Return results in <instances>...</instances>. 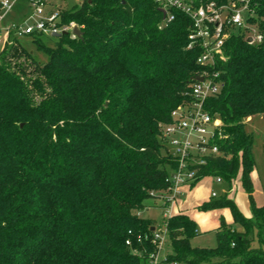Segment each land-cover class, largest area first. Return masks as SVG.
<instances>
[{
	"label": "trees",
	"instance_id": "16d2710c",
	"mask_svg": "<svg viewBox=\"0 0 264 264\" xmlns=\"http://www.w3.org/2000/svg\"><path fill=\"white\" fill-rule=\"evenodd\" d=\"M211 1L224 0H196ZM250 9L261 40L238 30L225 41L213 68L223 86L206 101L223 137L195 181L213 175L230 186L241 171L250 216L227 193L202 203V211L229 207L243 228L221 219L213 247L191 244L187 214L165 218L164 263L264 264V205L253 197L244 122L264 113V0ZM171 13L166 22L154 0H82L61 11L81 38L32 39L46 62L19 40L0 50V264H151L153 224L138 212L176 167L161 127L209 69L197 62L200 45L187 47L191 19Z\"/></svg>",
	"mask_w": 264,
	"mask_h": 264
},
{
	"label": "built area",
	"instance_id": "2783aa9c",
	"mask_svg": "<svg viewBox=\"0 0 264 264\" xmlns=\"http://www.w3.org/2000/svg\"><path fill=\"white\" fill-rule=\"evenodd\" d=\"M22 0H0V45L2 50L13 40L22 37L56 38L55 34H68L71 38L77 36L73 29L81 26L75 21L62 23L63 9L47 11L45 0H23L27 2V12L18 22H10L2 26L4 16L11 11L15 3ZM160 9L165 11L164 20L173 19L171 10H179L192 21V30L189 34L188 48L198 43L202 48L197 58L199 64L208 66L197 77L189 92L190 99L178 105L171 113V121L161 127V136L168 153L176 160V167L166 177L167 186L164 200L173 202L180 193L183 185H191L198 178L200 166L206 163L208 156L218 154V141L223 137L221 120L213 116L206 108V101L220 92L223 81L214 65L224 59L223 46L225 41L237 28L245 34V38H252L250 43H257L261 35L255 26L249 22L252 15L250 0H224L223 2L197 3L196 0H154ZM216 181L222 179L216 176ZM215 193H213V196ZM163 229L153 230L152 240L157 248L161 247L167 237L165 223ZM128 243V241H127ZM159 250V249H158ZM158 250L150 255L151 264H159Z\"/></svg>",
	"mask_w": 264,
	"mask_h": 264
},
{
	"label": "rangeland",
	"instance_id": "374dc122",
	"mask_svg": "<svg viewBox=\"0 0 264 264\" xmlns=\"http://www.w3.org/2000/svg\"><path fill=\"white\" fill-rule=\"evenodd\" d=\"M82 0H45L47 11L59 10L69 8L72 5H79ZM27 2L18 1L15 3L9 13L4 16L1 21V25H8L10 22H18L22 19L23 15L27 12ZM234 33L238 31L237 28L231 29ZM19 41L33 53L34 59L44 63L47 60V54L36 49V45L31 41L29 37H22ZM42 41L52 46L56 41V38L44 37ZM14 40L10 43L12 45ZM1 49V45H0ZM22 60V59H20ZM245 128L248 132L253 134V146L252 153L254 157L255 167L251 172L250 177L253 184V197L257 206L264 205V113L260 115H254L244 120ZM222 124V121H221ZM162 140V137H160ZM163 141V140H162ZM164 143V142H163ZM240 172H238L235 179L231 181L229 186L228 182L221 181L217 182L216 177L213 175H206L200 180L191 185H183L181 187V193L177 196L178 207H182L184 211H187V215L193 219L196 223V235L191 239L192 245L213 247L216 245L215 228L219 221L223 219L227 224L232 225L238 231L242 230V226L234 222L231 210L229 207H219L207 211H202L199 206L208 202L211 199H220L225 193L227 197L232 199L239 210L243 213L250 209L247 195L241 185ZM229 188V189H228ZM213 193L215 195L213 196ZM158 196L164 198L165 192L159 191ZM147 204H151L148 210H142L138 212L144 218L150 219L153 226L158 228V221L164 218L165 209L162 206L161 201L157 197L147 199ZM210 212L211 218L203 222V213ZM216 225V226H214ZM163 229V226H161ZM161 247H158L159 254L158 258H164L171 253V247L169 240L166 237Z\"/></svg>",
	"mask_w": 264,
	"mask_h": 264
},
{
	"label": "crops",
	"instance_id": "0c3cea01",
	"mask_svg": "<svg viewBox=\"0 0 264 264\" xmlns=\"http://www.w3.org/2000/svg\"><path fill=\"white\" fill-rule=\"evenodd\" d=\"M180 193H181V188H180ZM177 196L175 197V199H173V202H167L163 198H160L159 196H156L161 201V203H162V206L161 207H163L165 209V212H164V215H163L164 218L161 219L160 222L158 221V223H157L158 226H159L158 229L161 228V226H162L165 218H167V217H169L171 215H174L176 213H180V212L187 214V211L186 210L184 211V209L182 207H178L179 204H177ZM150 206H152V205L151 204H147L145 202V208L143 209V211L144 210L147 211ZM140 212H142V211H140ZM209 213L210 212L203 213V217H202L203 222L205 220H207V219H210L212 217L211 214H209ZM243 214L245 216H250V209H249V211L248 210L244 211ZM219 224H220V221H219ZM219 224H217V226L214 225V226H216L215 231L219 227ZM153 227H155V224H154ZM194 246H197V245H194ZM201 247H205V246H201ZM157 254H159V250H158V253ZM157 258H158V255H157ZM164 259H165V257L164 258H158L159 264H168V263H164L163 262ZM170 264H180V263H170Z\"/></svg>",
	"mask_w": 264,
	"mask_h": 264
},
{
	"label": "water",
	"instance_id": "95a60500",
	"mask_svg": "<svg viewBox=\"0 0 264 264\" xmlns=\"http://www.w3.org/2000/svg\"><path fill=\"white\" fill-rule=\"evenodd\" d=\"M160 11L162 12L163 16H165V11L162 10V9H160ZM73 33H74L78 38H81L82 35H83V32H82L77 26L74 27V29H73ZM55 36L58 37L59 34H55ZM246 41L250 43V42L252 41V38H251V37H248V38L246 39ZM194 79H195V80H198V81H201V80H202V77L199 76V77H195ZM151 230H154V227H151Z\"/></svg>",
	"mask_w": 264,
	"mask_h": 264
}]
</instances>
